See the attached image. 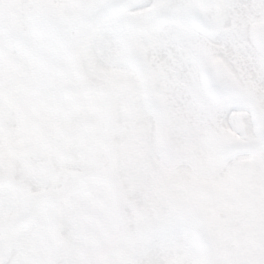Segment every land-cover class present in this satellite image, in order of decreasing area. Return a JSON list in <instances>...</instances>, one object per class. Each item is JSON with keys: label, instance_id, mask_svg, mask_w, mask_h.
I'll list each match as a JSON object with an SVG mask.
<instances>
[{"label": "snow or ice", "instance_id": "6c2138e0", "mask_svg": "<svg viewBox=\"0 0 264 264\" xmlns=\"http://www.w3.org/2000/svg\"><path fill=\"white\" fill-rule=\"evenodd\" d=\"M0 264H264V0H0Z\"/></svg>", "mask_w": 264, "mask_h": 264}]
</instances>
